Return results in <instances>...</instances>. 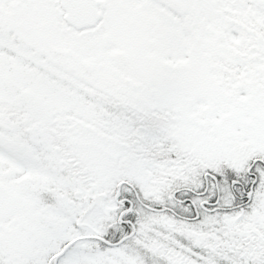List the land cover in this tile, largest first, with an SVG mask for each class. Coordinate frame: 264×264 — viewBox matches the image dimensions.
I'll return each instance as SVG.
<instances>
[{
    "label": "snow or ice",
    "instance_id": "obj_1",
    "mask_svg": "<svg viewBox=\"0 0 264 264\" xmlns=\"http://www.w3.org/2000/svg\"><path fill=\"white\" fill-rule=\"evenodd\" d=\"M0 264H264V0H0Z\"/></svg>",
    "mask_w": 264,
    "mask_h": 264
}]
</instances>
